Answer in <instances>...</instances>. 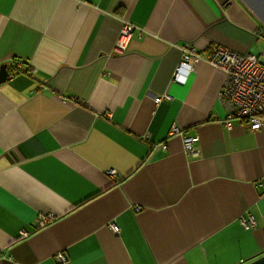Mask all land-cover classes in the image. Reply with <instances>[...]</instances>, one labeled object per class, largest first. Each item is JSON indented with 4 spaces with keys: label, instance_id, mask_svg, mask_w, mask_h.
I'll use <instances>...</instances> for the list:
<instances>
[{
    "label": "crops",
    "instance_id": "obj_1",
    "mask_svg": "<svg viewBox=\"0 0 264 264\" xmlns=\"http://www.w3.org/2000/svg\"><path fill=\"white\" fill-rule=\"evenodd\" d=\"M262 31L264 0H0V264L263 257L264 127L225 126L222 70L175 75L185 44L264 64Z\"/></svg>",
    "mask_w": 264,
    "mask_h": 264
},
{
    "label": "built area",
    "instance_id": "obj_2",
    "mask_svg": "<svg viewBox=\"0 0 264 264\" xmlns=\"http://www.w3.org/2000/svg\"><path fill=\"white\" fill-rule=\"evenodd\" d=\"M131 31L132 26L129 23L124 24L118 40V51L126 48ZM262 37L264 39V32ZM262 56L264 57V53ZM202 62L222 70L226 76L220 93V100L227 110L224 118L225 126L231 128L237 119L246 123L253 131L261 130L264 127V64H261L254 55L235 53L221 46L214 47L206 56H202L192 44H185L182 48V59L176 69V77L184 69L193 71ZM168 98L167 95L159 96L156 97L155 102L159 104ZM175 135L181 136L185 154L192 157L199 156L196 149L197 137L188 136L178 127L173 126L169 136ZM262 184H264L263 181L260 185ZM47 218L42 219L40 226L54 219L51 215ZM241 224L246 230L255 228L252 217L242 218ZM111 229L114 234L119 233V229L114 224L111 225ZM22 236L29 237V232L25 230ZM56 259L60 263L66 261L63 254L57 255Z\"/></svg>",
    "mask_w": 264,
    "mask_h": 264
},
{
    "label": "water",
    "instance_id": "obj_3",
    "mask_svg": "<svg viewBox=\"0 0 264 264\" xmlns=\"http://www.w3.org/2000/svg\"><path fill=\"white\" fill-rule=\"evenodd\" d=\"M6 79H7V68L5 65H3L0 68V82L6 81ZM249 264H264V256L257 260H254Z\"/></svg>",
    "mask_w": 264,
    "mask_h": 264
}]
</instances>
